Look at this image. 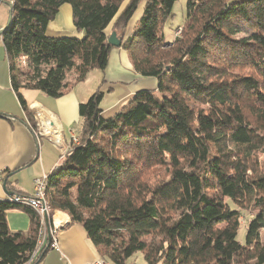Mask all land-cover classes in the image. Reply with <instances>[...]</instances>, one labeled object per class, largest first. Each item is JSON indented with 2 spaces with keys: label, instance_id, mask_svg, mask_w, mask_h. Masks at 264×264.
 Listing matches in <instances>:
<instances>
[{
  "label": "trees",
  "instance_id": "trees-1",
  "mask_svg": "<svg viewBox=\"0 0 264 264\" xmlns=\"http://www.w3.org/2000/svg\"><path fill=\"white\" fill-rule=\"evenodd\" d=\"M176 1L12 0L1 37L33 130L21 91L57 99L104 71L112 25L134 72L157 83L111 116L100 90L80 104L78 143L47 175L50 216L61 212L82 226L110 264L137 253L146 264H264V0H188L172 41L165 24ZM66 4L83 36L48 35ZM24 206L0 201V264H27L41 247L40 217ZM15 209L29 215L28 232L10 229Z\"/></svg>",
  "mask_w": 264,
  "mask_h": 264
},
{
  "label": "crops",
  "instance_id": "crops-1",
  "mask_svg": "<svg viewBox=\"0 0 264 264\" xmlns=\"http://www.w3.org/2000/svg\"><path fill=\"white\" fill-rule=\"evenodd\" d=\"M10 3H13L12 0H0V33L8 24ZM127 5L128 2L122 6L121 12ZM61 13L64 14L65 28L58 22ZM142 13L143 6L134 15L127 29L128 35L132 34ZM76 30L72 8L63 5L50 23L48 35L56 38L83 36L82 32ZM113 30L112 25L107 30L108 34L110 35ZM116 33L118 37H121L120 32ZM100 72L103 74V83L108 86L109 93V102L103 107L101 105V108L104 114L110 116L123 107L137 92L153 90L157 85L156 80L143 79L134 72L128 53L122 47L113 49L107 68ZM70 82H73V79ZM77 85L57 99L41 91H21L29 114L35 122L36 113L39 110L47 117H55L61 131L62 143L57 145L48 138H37L13 90L10 63L0 36V201H8L13 193L19 196L31 195L34 181L39 177L47 176L59 165L63 150L69 149L72 138L82 124L79 106L86 102L88 94L79 90ZM116 92L120 94L113 98ZM105 95L104 93L103 101L106 98ZM44 142L52 146L45 147ZM54 216L59 225L65 226L60 227L54 237H51V228H47L44 246L48 250L43 254L40 249L34 252L35 258L27 264H96L103 260L82 226L72 224L69 216L64 213L57 212ZM7 218L13 232L26 233L31 227V219L23 209L9 211ZM52 239L57 243V248L50 247ZM106 264L110 263L106 262Z\"/></svg>",
  "mask_w": 264,
  "mask_h": 264
},
{
  "label": "rangeland",
  "instance_id": "rangeland-1",
  "mask_svg": "<svg viewBox=\"0 0 264 264\" xmlns=\"http://www.w3.org/2000/svg\"><path fill=\"white\" fill-rule=\"evenodd\" d=\"M187 3H188V0H177L175 5H174L173 16L165 24V30H166V33H167V36H168L169 40L174 41L175 39L181 37L182 29L184 27V24H185V21H186V17H187ZM68 6H70V5H68ZM140 9L141 8H139L138 10H140ZM124 10H125V6H124ZM138 10H137V12H138ZM136 13H135V15H136ZM133 18H134V16H133ZM133 18H132V20H133ZM58 19H59L58 22H60L61 25L64 26V28H65L66 23L64 21V14L61 13L59 15ZM132 20L130 21L128 26L131 25ZM58 22H56V24H58ZM76 31H78V30H76ZM100 71L101 70H93V71H91L89 76H88V78H87V80L85 82H83V83H79L77 86H78L79 90H82L83 92L88 94V97H87L86 101L94 93H96L98 90H100L103 93H105L106 94L105 95L106 98L101 104L102 107H103V105H105L106 103L109 102V96H108L109 93H108V86L105 83H103V81H104L103 76H102L103 74H101ZM73 78H74V73L70 72L68 74V80L71 81ZM119 94H120L119 92H116V94L113 96V98L117 97ZM105 115L106 116H110L109 114H105ZM43 145L45 147L52 146L51 144H49L47 142H44ZM262 159H263V156H261V160ZM247 214L244 215V218L241 221L242 224H241L239 232H238V240L242 244H245V242H246L247 223H248V220H249V217H250V215L249 214L247 215ZM127 264H146V261L144 259V255L142 253H137L131 259L128 260ZM160 264H162V263H160Z\"/></svg>",
  "mask_w": 264,
  "mask_h": 264
},
{
  "label": "built area",
  "instance_id": "built-area-1",
  "mask_svg": "<svg viewBox=\"0 0 264 264\" xmlns=\"http://www.w3.org/2000/svg\"><path fill=\"white\" fill-rule=\"evenodd\" d=\"M37 117H36V125L37 128L34 130V133L36 135L37 138H48L50 139L54 144L57 145H61L62 143V135H61V131L59 129V126L57 124V120L55 119V117L52 116H45L44 113L39 110L36 113ZM73 142L75 144L78 143V140L75 138V136L72 138ZM67 150H63V154L66 152ZM45 179L46 176H42L37 178L34 183H33V191L31 195H27V196H16L15 198H20L21 200H27V201H31L33 202V204H35V206L38 207V209L40 210V206H39V192L41 189H43L44 184H45ZM41 212V210H40ZM51 221V227L47 226V222L45 219V215L42 214L41 212V225L45 226V235L43 238H41V247H44V239L47 235V228H51V232L52 235L51 237H54L55 234H57L58 229H56L55 227V223L54 221ZM50 247L52 248H57V243L52 239V242L50 244ZM99 264V263H96Z\"/></svg>",
  "mask_w": 264,
  "mask_h": 264
},
{
  "label": "bare ground",
  "instance_id": "bare-ground-1",
  "mask_svg": "<svg viewBox=\"0 0 264 264\" xmlns=\"http://www.w3.org/2000/svg\"><path fill=\"white\" fill-rule=\"evenodd\" d=\"M47 189L48 188H47V176H46L44 187L39 192V206H40V210H41L42 214L45 215V216L48 215L50 217V220L54 221L56 229L59 230L61 225H59L56 222L55 216L53 217V219L50 216V211H49V208H48V205H47V202H46V198H47L46 197V194H47L46 191H47ZM8 201L13 202V203L22 204L23 206L25 205L27 207L32 208L33 210H35L37 212L38 216L40 217V221H41V212L38 209V207L35 206V204H33V202L27 201V200H21L20 198H15V197H10ZM40 228H41L40 229V236H41V238H43L44 235H45V226L41 225ZM41 238H40V242H39L40 245H41ZM98 263L99 264H106V261L101 260Z\"/></svg>",
  "mask_w": 264,
  "mask_h": 264
},
{
  "label": "water",
  "instance_id": "water-1",
  "mask_svg": "<svg viewBox=\"0 0 264 264\" xmlns=\"http://www.w3.org/2000/svg\"><path fill=\"white\" fill-rule=\"evenodd\" d=\"M9 6H10V13H9V20H8V24L3 28V30L1 31V33H0V36L9 28V26H10V24H11V22H12V19H13V3H10L9 4ZM108 43L112 46V47H114V48H121V46H122V43H123V41H122V39H120L119 37H118V34L114 31V32H112L111 33V35L109 36V38H108ZM62 159L63 158H60V161H59V165H60V163L62 162ZM58 165V166H59ZM57 166V167H58ZM56 167V168H57ZM55 168V169H56ZM16 196H18V195H16V194H12V197H16ZM45 219H46V222H47V226L49 227L50 226V217L48 216V215H46L45 216ZM65 225H63V227H64ZM60 227H62V225L60 226ZM62 227V228H63Z\"/></svg>",
  "mask_w": 264,
  "mask_h": 264
}]
</instances>
